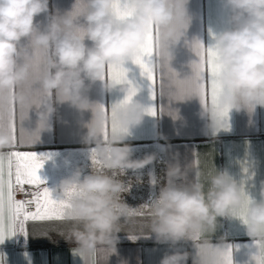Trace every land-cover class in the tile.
Returning <instances> with one entry per match:
<instances>
[{"label": "clouds", "instance_id": "1", "mask_svg": "<svg viewBox=\"0 0 264 264\" xmlns=\"http://www.w3.org/2000/svg\"><path fill=\"white\" fill-rule=\"evenodd\" d=\"M49 3L50 0H0V99L9 90L21 89L29 82L33 68L30 53L39 48L50 50L40 87L51 93L54 103L69 102L81 111L92 109L94 119L88 125L87 139L95 144L104 167H92L88 175L78 170L62 182L61 194L73 185L78 191L66 214L69 226L59 234L74 246L73 251L84 264H110L112 256L119 255L122 226L133 215L123 199L128 185L122 177L128 170L152 164L156 156L133 159L131 146L124 143L125 133L112 135L104 142L106 117L90 102V84L86 82L104 81L106 68L126 61L144 43L154 25L167 29L161 32L156 53V63L166 68L172 46L187 28V0H131L135 11L126 20L114 15L115 0H76L73 11L52 15L47 30L41 31L36 18L49 11ZM223 4L231 12L233 27L215 36L223 66L221 103L237 111H254L257 106L264 107V0H223ZM176 23L185 27H174ZM26 38L28 44H24ZM115 87L108 82L109 91ZM19 100L31 109L23 92ZM54 103L39 113V129L50 128V115L56 111ZM145 109L141 102L133 100L116 113L118 125L129 133L130 128L143 122ZM210 127L217 129L219 125L212 119ZM10 142L9 133L0 123V149ZM192 169L193 164L183 167L178 160L169 165L166 182L150 204L148 235L174 249L165 253L160 264H187L190 255L178 245L197 235L215 232L218 218L234 216L232 210L244 203L241 184L227 171L216 168L203 179L197 171L196 180L189 181ZM261 196L264 197V187ZM246 225L250 237L264 242V199L253 200L249 205ZM254 259L257 261V255ZM120 264L128 261L121 259Z\"/></svg>", "mask_w": 264, "mask_h": 264}, {"label": "crops", "instance_id": "2", "mask_svg": "<svg viewBox=\"0 0 264 264\" xmlns=\"http://www.w3.org/2000/svg\"><path fill=\"white\" fill-rule=\"evenodd\" d=\"M76 0H50L49 11L36 18L41 31H46L54 14L64 15L73 11ZM187 28L180 41L171 48V59L166 68L156 63L158 96L152 98L151 82L141 74L139 66L131 60L125 61L130 71L129 79L138 87L134 100L141 102L145 108L155 106L157 115L145 113L143 122L132 127L124 141L133 150V159L142 160L146 156L155 155L156 160L139 170H128L122 177L128 191L123 194L124 201L131 206L133 214L122 226L119 233V255L112 256L110 264H120V260L128 264H160L165 253L174 251L168 244L158 243L154 235H148L147 224L150 217V204L159 195L160 188L166 182L169 165L179 161L183 167L193 164L188 180H196V172L201 179L216 168L227 171L243 190L256 201L264 199L261 189L264 187V107L257 106L254 111L231 109L227 128L212 129L211 103L207 110L198 95L183 100L170 98V71L176 72L180 79L191 77L193 62L199 57L192 45L199 40L205 48L215 43L214 36L227 28L233 27L230 22L231 12L223 0H187ZM83 23V20L81 21ZM86 43L91 45L90 41ZM24 44H28L27 38ZM35 55V50L30 53ZM43 55V50H41ZM154 56L153 60L156 61ZM163 73L165 82L164 96H159V82ZM106 79L90 84L87 95L92 104L103 105L109 109L108 124L110 129L111 107L122 101L126 91L125 85H116L111 91L107 84L109 70L106 68ZM111 82V81H110ZM172 83H175L173 80ZM39 86V85H38ZM21 89L14 90L12 114L15 124V145L10 144L0 149V155L9 152H36L47 155L43 167L39 171L43 186L53 191L54 196L61 195V184L71 179L79 170L84 175L92 171L91 151L94 143L88 142V125L94 119L92 109L81 111L69 102L54 103V97L43 100L41 107L25 105L23 127L19 95ZM54 103L56 111L50 115V128L39 129V113L45 111L48 104ZM163 109V110H161ZM0 123H8L6 113H0ZM216 121V120H215ZM218 124V121H216ZM43 128V124H41ZM6 129V128H5ZM8 132V131H7ZM9 133V132H8ZM39 136L37 140L33 137ZM111 135L109 134V139ZM100 157V156H99ZM101 158V157H100ZM247 169V171H245ZM37 189L25 185L23 191L16 189L15 199H32L31 193ZM34 211V209H33ZM63 221H28L25 224L27 235L17 233L0 243V262L2 264H84L83 259L73 251V245L59 234L68 227ZM227 249L231 247L232 264H256L254 257L258 254L257 241L248 235L247 225L238 217L218 218L215 232H208L181 242L178 247L189 253L187 264L211 260L210 255L198 257V248L210 250L212 247Z\"/></svg>", "mask_w": 264, "mask_h": 264}, {"label": "snow or ice", "instance_id": "3", "mask_svg": "<svg viewBox=\"0 0 264 264\" xmlns=\"http://www.w3.org/2000/svg\"><path fill=\"white\" fill-rule=\"evenodd\" d=\"M79 11V9H78ZM134 8L131 0H115L113 4V13L121 20H126L134 14ZM179 29L185 27L179 23L173 25ZM167 31L162 29L160 25H154L149 31L144 43L137 48L132 55L127 59L133 64L139 66L141 74L151 82L152 98L155 100L158 96L157 91V75L156 61L153 57L156 56L157 49L161 42V32ZM215 39V36H214ZM193 50L199 57V62H193V75L186 79H180L178 74L170 71L169 82V97L176 100H183L193 95H198L207 110L209 106V97L211 103L212 118L218 121L219 128L228 127V117L231 106L221 103L223 85L220 80V73L223 66L219 63L218 47L213 44L205 48L204 45L197 40L193 45ZM50 55V50L35 49V55L30 56L33 65L32 74L29 82L21 87V91L28 97L27 103L36 107H41L43 100L51 96V93L40 87L39 81L42 74L47 71V57ZM170 65V64H169ZM109 79L115 85H125L126 97L114 104L110 109L111 124L109 129L108 113L109 109L103 105L98 106L104 112L106 121L103 128V140L105 143L109 141V134L127 133V129H123L117 123L116 113L118 110L126 108L134 100L138 92L137 85L129 79V69L125 67V61L113 63L108 66ZM175 83H172V81ZM39 85V86H38ZM14 90L11 89L4 94V98L0 99V113H6L8 123L5 125L6 130L12 138V145H15V124L12 114V103L14 100ZM165 82L163 73L159 82V96H164ZM25 104L21 103V125L23 127V113ZM146 113L151 116H156L157 109L155 106L147 107ZM163 110V109H161ZM39 136H34L35 140ZM47 155L38 154L36 152H9L7 156L0 155V243L17 233L27 235L25 224L28 221H63L66 218L67 211L71 207V201L77 194L75 185L64 190L63 194L54 196L53 191L43 186L45 181L39 175L40 169ZM91 159L93 165L104 167L103 160L99 157L98 149L94 148L91 151ZM247 171V169H245ZM25 185L33 186L37 189L31 193L32 199L17 200L14 192L16 189L23 191ZM244 192V203L233 209L234 217L240 218L245 224L247 223V212L249 205L253 199ZM34 205V211L30 210ZM135 214V213H133ZM197 235L194 238H198ZM258 254L256 264H264V242H257ZM210 255L211 260L198 261L197 264H232L231 247L227 249L221 247H212L210 250L198 248V257ZM2 264V262H0Z\"/></svg>", "mask_w": 264, "mask_h": 264}, {"label": "built area", "instance_id": "4", "mask_svg": "<svg viewBox=\"0 0 264 264\" xmlns=\"http://www.w3.org/2000/svg\"><path fill=\"white\" fill-rule=\"evenodd\" d=\"M27 199H30V197H27ZM34 209V205L31 207V209L30 210H33Z\"/></svg>", "mask_w": 264, "mask_h": 264}]
</instances>
